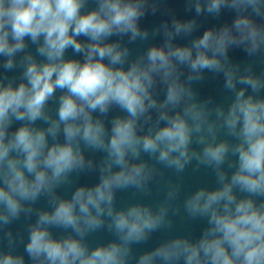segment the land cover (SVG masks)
Returning <instances> with one entry per match:
<instances>
[{"label": "clouds", "instance_id": "9594fccd", "mask_svg": "<svg viewBox=\"0 0 264 264\" xmlns=\"http://www.w3.org/2000/svg\"><path fill=\"white\" fill-rule=\"evenodd\" d=\"M168 5L0 0V264H264V0Z\"/></svg>", "mask_w": 264, "mask_h": 264}]
</instances>
